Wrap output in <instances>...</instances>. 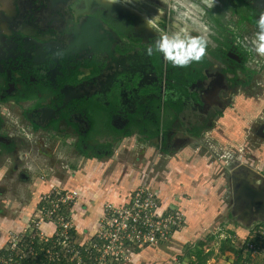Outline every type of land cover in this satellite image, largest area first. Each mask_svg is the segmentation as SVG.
<instances>
[{"label": "rangeland", "instance_id": "1", "mask_svg": "<svg viewBox=\"0 0 264 264\" xmlns=\"http://www.w3.org/2000/svg\"><path fill=\"white\" fill-rule=\"evenodd\" d=\"M91 1L114 10L115 14L123 16L124 20L125 18L132 20L139 28L141 26L143 28L144 23L140 22L141 20L135 15H130L132 11L125 7L128 6L138 14L143 13L146 16L153 14L152 9L143 6L139 0H130L128 3H121L118 0L111 5L103 3V0ZM220 1L216 0L210 13L205 10L202 14L197 7L200 0H170V7L176 11L174 13L171 10L173 18L176 17L178 21L189 24L196 33L207 29V32L203 33L208 41L209 50L206 57L215 63L216 60L209 51L224 49V44L228 41L233 47L240 45L242 49L249 52L244 38L246 36L251 38L255 31V28L245 20L239 21L240 17L236 15L242 14L247 17L252 13L251 9L241 4L235 5L228 2L220 6ZM159 5L160 8L165 7ZM5 8L9 9L10 6L7 4ZM172 22L175 26V21ZM197 66L201 67L200 63ZM239 66L240 64L236 68ZM246 68L256 72L248 87L236 86V82H231L233 76L224 75L223 66L213 67L208 74L209 80L206 82L209 91L204 93V97L210 104H212L211 100H220L226 95L227 99H224L223 105L218 109L212 105V109L215 108L210 112L211 115L196 114L188 117L182 115L180 123L176 122L175 125L168 123L164 147L162 146L167 153L156 149L157 140L152 139L148 142L138 135H132L116 146H111L114 156L108 162L113 167L109 166V168L116 171L114 176L119 175L118 180H121V177L125 178L126 184H119V186L129 185V189L135 191L148 190L160 213L177 217L180 222L178 229L170 231L163 241L145 245L142 248L135 246L133 256H128L115 264H140L136 260L142 257L147 260L146 264H192L193 259L190 260L187 254H193L200 249V244H204L205 254L211 252L206 264H221L219 259L224 253L221 251L224 246L234 249L236 257L230 264H247L245 259L248 251L245 245L250 240V235L253 237L259 230L264 231V220L257 214H251L247 219V216L242 215L245 207H234L233 181L236 177L238 182L249 180L260 182L261 186H264V59L251 53ZM235 75L238 76L239 83L245 84L247 72L240 69ZM144 104L146 101H142V105ZM220 110L222 113L218 114ZM146 115L147 109L142 110L141 119H144ZM152 121L153 118L146 117L142 124L136 125V131L138 127L150 131ZM99 125L100 123L98 127ZM8 132L11 133V131ZM101 137L104 138L105 135L102 134ZM73 141L71 137L66 144L63 141L64 145H61L63 143L58 145L60 146L58 151L67 149L72 155H79L73 152V148L69 145V142ZM101 141L112 145V140L108 138ZM25 147L17 151L13 159L10 157L0 162V206L2 207L3 201H6L5 203L8 204L6 208L8 210L12 208L11 214L5 211L8 214L6 219L15 217L14 208L25 207L30 210L33 208V180L31 179L33 176L41 177L42 175H33L30 169L37 170L41 174L45 172L44 176H46V172L49 173L50 169L56 166L65 168L64 165L66 167L74 165L76 169L79 166V162L76 161L56 162V157H50L51 153L54 154L55 148L52 152H46L43 144ZM62 154L64 159L70 155L69 153L66 155V151ZM15 159L19 161L13 162ZM44 159L49 161L45 162ZM78 172L83 170L80 169ZM84 174L88 176L89 173L84 171ZM154 176L160 178L156 183L153 181ZM81 177L82 175H78V179ZM114 190L118 192L117 189ZM4 196H12V198H3ZM117 206H121L120 203L119 205L117 203ZM33 215L34 213L29 217V221L26 222L27 228L24 230L21 227L20 230L16 227L8 230L7 225L5 227L0 225L6 236V238L0 236L1 240H5L1 241L0 245L7 246L11 237H20L22 232L29 234L30 232L27 231L33 224ZM2 222L5 223L6 220ZM43 230L50 233L45 228ZM237 243L239 245L236 246ZM240 244H244L242 249L239 248ZM251 255L253 254L250 253ZM255 255V258L258 256L264 260V247ZM179 257H182V260L175 261Z\"/></svg>", "mask_w": 264, "mask_h": 264}, {"label": "flooded vegetation", "instance_id": "2", "mask_svg": "<svg viewBox=\"0 0 264 264\" xmlns=\"http://www.w3.org/2000/svg\"><path fill=\"white\" fill-rule=\"evenodd\" d=\"M139 1L153 13L160 6L158 0ZM227 2L251 9L247 17L232 12L240 17L239 21L254 19L264 9V3L257 0H221L219 5ZM7 4L9 9L5 8ZM0 7V162L13 159L26 145L29 148L40 145L45 138V145H49L45 146L46 152H52L53 148L59 150L58 145L70 135L89 138L97 129L112 143L126 140L138 122L154 116L164 104L166 76L173 71L179 78L178 88L172 89L177 123L182 115H211L227 99L226 95L220 100H211L210 104L204 97L209 91L208 74L215 65L223 66L222 73L231 74V82H236V86L244 85L235 75L247 64L243 56L245 49L240 45L231 50L224 47L219 57L211 55L216 63L205 57L201 67L193 64L188 69L173 68L159 55H145V48L156 39L154 32H148L145 26L139 28L132 20H124L114 10L95 1L0 0ZM125 8L144 23L145 14ZM161 9L166 13L162 27H174L172 21L178 19L172 13L176 11L170 6ZM238 63L240 66L236 68ZM197 71H203L202 79H195L182 91L181 80L197 75ZM94 96L111 102L113 120L109 126L98 127L99 123L94 120L92 101L98 99ZM142 101L146 104L142 105ZM146 109L147 116L141 119L140 112ZM88 112H92L89 114L90 118L94 116V122L87 116L85 119ZM145 137L142 139L146 141ZM16 161L19 160H13ZM255 210L252 215L257 214Z\"/></svg>", "mask_w": 264, "mask_h": 264}, {"label": "built area", "instance_id": "3", "mask_svg": "<svg viewBox=\"0 0 264 264\" xmlns=\"http://www.w3.org/2000/svg\"><path fill=\"white\" fill-rule=\"evenodd\" d=\"M78 192L52 190L43 195L29 231L0 245V264H115L133 256L134 247L158 244L178 229L177 217L160 213L148 190L133 191L121 206L107 204L100 225L86 242L80 241L72 211ZM51 227L46 233L43 228ZM257 234L264 236V231ZM250 240L253 237L250 235ZM247 250L258 252L251 242Z\"/></svg>", "mask_w": 264, "mask_h": 264}, {"label": "crops", "instance_id": "4", "mask_svg": "<svg viewBox=\"0 0 264 264\" xmlns=\"http://www.w3.org/2000/svg\"><path fill=\"white\" fill-rule=\"evenodd\" d=\"M167 90H166L167 98L170 100H175V95H174L173 90L168 89V87H167ZM94 97H98V96H94ZM167 98H165V101L167 100ZM105 99H104V97H98V99H93L92 107H91L92 112L94 113V116H95V117L93 116L94 120L97 121L96 123L102 124L103 127L107 126V125L109 126L110 121L113 120L112 119L113 115L110 114L112 111V108L110 107L111 102L108 103V100L107 99L105 100ZM173 102L176 104V101H173ZM112 107L115 108V105ZM170 109L171 110L165 111L164 104H161V107L155 113V115L151 116V118L155 119L154 120L155 124L157 121L161 125L160 129L157 128L154 130V128H151L153 130H150V131H151V134H154L153 139L158 141L156 149H158L159 151L160 150L163 151V153H167V151L163 150L164 142L166 139L165 130L167 127H169L167 124L171 123L172 125H175L176 120L178 119V114L176 111L177 105L172 104V106H170ZM92 112H88V115H84L85 119L87 116L91 120L93 117L90 118L89 113H92ZM140 113H142V111ZM156 115H157V117H156ZM79 116H82V114H80ZM94 120H93V122H94ZM137 124H142V123L138 122ZM138 134H140L141 137H143V138L146 136L143 133L141 134L140 131L138 132L136 130H134L128 136L130 138L132 135H138ZM101 135H102V133L99 130L94 132L92 137L84 138V139H83V137L81 138L78 135H76L74 137L70 135L72 141L75 139L76 140H75V142L73 141L72 143L69 142V145L71 146V148H73V152H76V154L77 153L79 154L77 156H79L81 159L75 155H72L71 152H69L67 149L65 150L66 155L68 153L70 155L66 156V159L62 158V156H63L62 153H64L65 151H58L57 150L54 152V154L53 153L50 154L51 155L50 157H52V158L56 157L55 158L56 162H75V161L79 162L78 163L79 166L77 169L73 167L74 165L71 167L70 166L66 167V165H64V167L66 169L60 168V166H58L59 167L58 168L56 166L54 169H50L49 173L46 172V176H44L45 172H42V174H41L37 170H31L30 169V171H32L31 174L42 175L41 177L33 176V178L31 179L34 181V182L32 181V184H33L32 185L33 208L31 210L28 208H25V207L24 208L23 207L14 208L13 212L15 211V213H16L15 217H8L6 219V216L8 214H11L10 211H12V208H9V210H8L6 208V205H8V204L5 203L6 201H3V206L2 207L0 206V225H2L4 227L7 225L8 230L9 229L12 230L15 227L19 230L21 228H22V230H24L27 228L26 222L29 221L28 220V219H30L29 217H31V215L36 212V210L39 208V206L41 204V202H40L41 195L48 194V193L52 192V190L53 191L54 190L75 191V192H78L79 202L73 208V211H72L73 223L78 228L77 233H78V238L80 239V241H82V242L88 241L93 236V234H95L96 230L98 229V225H100L102 213H103L105 206L107 204H113V205H117V203H118V205H119V203L124 204L126 202V200L128 199L129 195L133 191H135V190L129 189L130 188L129 185H123V187L119 186V184H123V183L126 184L124 182L125 178L121 177V180H118L117 178H119V175L114 176L116 171L112 170L113 168L112 169L109 168V166L113 167V165L111 163H108V162H110V158H112L114 156V152L111 150V146L109 148L110 151L112 152L111 155H109L108 153H103L104 156L102 158L97 157V155H98L97 151L99 150V148H101L102 145L108 146L107 144H109V143H105V141H101V139H98L99 137H101ZM68 138L69 137H67V139L65 140V142H64L65 144L68 141ZM105 138H107V136H105L102 139L105 140ZM145 138H148V137H145ZM45 140L46 139H43L41 141V144H43L44 146H47L44 143ZM83 140H84V142H82ZM117 141L112 143L113 147L116 146L119 142H121L120 140L118 142ZM147 141L148 142L152 141V139L150 140L148 138ZM73 143H75V144H73ZM89 144H91V145H89ZM87 147H88V149H87ZM58 148H60V146ZM79 148H82V150H84L85 152H88V155H84L83 153L79 152V150H78ZM101 150H99V151H101ZM60 158H62V159H60ZM48 161L49 160H45V162H48ZM16 162H18V161H16ZM80 169H82L83 172L79 173L78 170H80ZM84 171H88V173H89L88 176L84 174ZM162 174H163V172H162ZM78 175H82V177L80 179H78ZM153 178H154L153 181H155V183H156L157 179H160L159 176H157L156 178L154 176ZM92 179H93V181H92ZM122 179H124V180H122ZM114 189H117L118 192H116ZM3 198H12V196H9V197L4 196ZM14 204H21V203H14ZM21 206H23V205H21ZM5 211H9V213L7 214ZM3 220H6V222L5 223L2 222ZM44 228L46 231H48V230L50 232L52 231L51 227H48V228L44 227ZM237 232H239V231H237ZM4 234L5 233L2 232L1 227H0V236H3L4 238H6V236H4ZM29 234H31V233H29ZM1 241L4 242L5 240L0 239V244H1ZM237 245H239V243H237L236 246ZM243 245L244 244H242V245L240 244L239 248L242 249L241 247ZM254 256H256V255L250 256V254H247L246 259H248V261H249L247 264H264V260L261 257L257 256L255 258ZM235 257H236L235 253L224 252V253H222L219 260H220L221 264H230V262L231 263L233 262ZM177 260L181 261L182 257L175 259V261H177ZM136 261L140 262V264H143V262L146 264L147 260L145 259V257H142V259L138 258Z\"/></svg>", "mask_w": 264, "mask_h": 264}, {"label": "clouds", "instance_id": "5", "mask_svg": "<svg viewBox=\"0 0 264 264\" xmlns=\"http://www.w3.org/2000/svg\"><path fill=\"white\" fill-rule=\"evenodd\" d=\"M118 0H103V3L115 4ZM121 3H128L130 0H119ZM264 3V0H257ZM216 0H200L199 7L202 14L215 5ZM159 4L170 5V0H159ZM165 10L157 8L152 15L144 18V26L147 30L156 35V39L149 43L144 53L147 56L159 55L163 61L173 68H187L193 64H199L207 54L208 41L203 34L207 29L196 33L187 23L176 21L174 27H162L165 19ZM255 31L251 38L245 37V46L250 53L264 59V9L258 11L254 18Z\"/></svg>", "mask_w": 264, "mask_h": 264}, {"label": "trees", "instance_id": "6", "mask_svg": "<svg viewBox=\"0 0 264 264\" xmlns=\"http://www.w3.org/2000/svg\"><path fill=\"white\" fill-rule=\"evenodd\" d=\"M244 20L246 22H248V23H250V24L255 26L254 19L252 17L244 18ZM224 45H225L224 47H226V48H228L230 50L233 47V45H230L228 43V41ZM221 49L222 48H218L217 51L215 50V51H209V52H210L211 55H213L215 57H219V54L222 52ZM208 50L209 49L207 48V51ZM250 54H251L250 52L243 51V56L245 58L244 59L245 63L248 62V58H249ZM225 56H227V55H225ZM229 59H230V61L228 62V64H231L232 63L231 57H229ZM203 60L205 61V58ZM185 69H188V67L185 68ZM242 69H243V71L245 73L247 72V76H246L247 79H245L244 86H249L251 81H252V78H253V76L255 75L256 72L255 71H251L248 68H246V65H244ZM202 72L203 71H197V75L195 74V75H192L191 77H187L186 81L181 80V83L183 85V86H180L181 90L183 91V90H186V88H189L192 85V83L195 81V79H200V78L202 79V76H203ZM234 73H235V71H234ZM166 78L168 80V89L172 90V89H177L178 88L177 82L179 81V78H178V73L176 71H173V73L167 74ZM173 101H175V100H170V99L167 98V100L164 103L165 111L171 110L170 106H172V104L176 105ZM181 103H182V101H181ZM156 117H157V115H156ZM154 120L155 119H153L152 123H150V125L152 127H149V128H154V130L157 129V128L160 129L161 125L157 121H156V124H155ZM139 130H140L141 134L143 133L144 135L149 136L150 137L149 139H153L154 134H151V131H148L149 129L147 130L145 128H141V129L139 128ZM107 145L108 146L102 145L101 148H99V150L102 149L101 150L102 153L97 155L98 158H102L104 156L103 153H108L109 155L112 154V152L109 149L110 146H112V145L111 144H107ZM78 150H79V152L83 153L84 155H88V152H85L84 150H82V148H79ZM263 241H264V236H261L260 234H256V236H253L252 240H248V242L253 243L259 250H261V248L264 247V242ZM248 242H247V244H248ZM247 244L245 245L246 250H247ZM203 248H204V244H200V249H197L193 254H191V253L187 254V256H188V258L190 260L193 259L192 260L193 262H191L192 264H195V263L196 264H206L207 260L209 259V256H211V252H209L208 254H205ZM221 251L222 252L229 251L231 253H234V249L233 248H228L226 246H224ZM247 251H248V254L251 253L253 255L258 253V252L254 253L253 251H250V250H247ZM245 262L248 263L249 262L248 259H245Z\"/></svg>", "mask_w": 264, "mask_h": 264}, {"label": "water", "instance_id": "7", "mask_svg": "<svg viewBox=\"0 0 264 264\" xmlns=\"http://www.w3.org/2000/svg\"><path fill=\"white\" fill-rule=\"evenodd\" d=\"M233 203L235 208L245 207L242 215L247 216V219L255 208L257 215L264 220V186H261L260 182H251L249 180L238 182L236 177H234Z\"/></svg>", "mask_w": 264, "mask_h": 264}]
</instances>
